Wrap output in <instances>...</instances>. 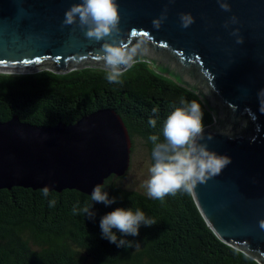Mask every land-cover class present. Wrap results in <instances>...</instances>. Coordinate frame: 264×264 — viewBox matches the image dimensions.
<instances>
[{
  "label": "water",
  "instance_id": "obj_1",
  "mask_svg": "<svg viewBox=\"0 0 264 264\" xmlns=\"http://www.w3.org/2000/svg\"><path fill=\"white\" fill-rule=\"evenodd\" d=\"M78 2L0 0V72L103 68L97 59L103 41L87 38L78 24L62 23L65 11ZM227 3L229 11L218 0H117L120 30L106 39L141 44L137 61L151 62L201 96L214 115L201 142L229 155L231 163L198 184L193 198L221 240L264 264V114L257 98L264 88V0ZM165 9L166 19L154 28L153 19ZM181 13L194 17L187 28L181 25ZM233 15L237 23L225 27ZM237 28L242 43L232 35ZM246 108L256 114L255 122ZM131 148L128 127L111 108L54 125L13 116L0 121V189L90 194L111 175L127 173Z\"/></svg>",
  "mask_w": 264,
  "mask_h": 264
},
{
  "label": "trees",
  "instance_id": "obj_2",
  "mask_svg": "<svg viewBox=\"0 0 264 264\" xmlns=\"http://www.w3.org/2000/svg\"><path fill=\"white\" fill-rule=\"evenodd\" d=\"M121 79L120 84L109 83L103 68L96 66L67 73L0 72V121L18 116L36 125H54L111 108L128 127L131 161L138 151L151 157L148 137L160 135L164 118L181 101L200 102L204 125L214 121L197 92L158 72L149 61L138 60ZM153 107L159 108L155 128L147 123L150 116L156 118ZM129 170L105 180L117 201L108 207L93 203L94 219L72 213L77 202L81 208L92 203L89 194L77 189H0V264H261L216 235L192 193L178 191L163 202L150 199L122 182ZM116 207L140 208L157 223L142 226L138 236L124 237L133 241L131 247L118 248L101 237L99 227L100 218Z\"/></svg>",
  "mask_w": 264,
  "mask_h": 264
},
{
  "label": "clouds",
  "instance_id": "obj_3",
  "mask_svg": "<svg viewBox=\"0 0 264 264\" xmlns=\"http://www.w3.org/2000/svg\"><path fill=\"white\" fill-rule=\"evenodd\" d=\"M220 7L230 10L227 0H218ZM167 16V9L161 15L154 18L152 24L159 29ZM181 25L189 27L194 22L191 13L180 14ZM119 7L117 0H80L72 4L64 14L63 25L78 24L89 39L103 41L101 54L97 57L102 61L105 79L112 84L122 83L125 71L130 69L140 54L141 44L130 46L127 43L111 42L107 40L113 32L119 29ZM229 23H237V17L233 15ZM239 29H233L232 35L236 36V42L242 43L243 38L237 35ZM259 102L258 111L264 114V88L257 92ZM245 111L253 122L257 120L255 113L250 108ZM153 117H149L147 123L151 128L157 125L159 108H152ZM245 122V126H246ZM204 112L201 103L181 101L180 106H174L163 120L160 135H150L152 142V164L148 168V178L145 182L147 196L150 199L163 202L165 196L176 195L178 191L192 193L198 184L205 183L209 178L219 175L222 170L231 163V157L227 154H219L208 147L204 140ZM259 130V126L258 129ZM162 136V139H161ZM229 138H233L229 135ZM208 140L212 136L207 137ZM91 204L80 207L79 202L73 205L72 213L82 214L88 219L95 218L92 210L93 203H103L105 207L113 205L117 201L116 196H110L103 184H97L89 194ZM157 221L147 216L140 208L116 207L105 213L99 221L100 234L109 243L118 248H128L133 241L126 236H138L142 226L151 227ZM264 227V225H262Z\"/></svg>",
  "mask_w": 264,
  "mask_h": 264
},
{
  "label": "rangeland",
  "instance_id": "obj_4",
  "mask_svg": "<svg viewBox=\"0 0 264 264\" xmlns=\"http://www.w3.org/2000/svg\"><path fill=\"white\" fill-rule=\"evenodd\" d=\"M137 150H142L141 146ZM152 164V159L147 152H137L132 156L130 170L122 182L129 188L147 192L145 182L148 178V168Z\"/></svg>",
  "mask_w": 264,
  "mask_h": 264
}]
</instances>
